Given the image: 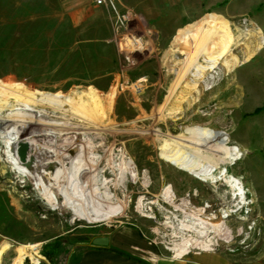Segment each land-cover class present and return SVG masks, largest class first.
Wrapping results in <instances>:
<instances>
[{"label":"rangeland","instance_id":"1","mask_svg":"<svg viewBox=\"0 0 264 264\" xmlns=\"http://www.w3.org/2000/svg\"><path fill=\"white\" fill-rule=\"evenodd\" d=\"M117 7L136 14L119 30L114 12L97 28L95 13L58 20L55 0H0V92L11 91L12 102L27 92L45 106L16 117L0 143L3 239L16 251L37 244L40 264H55L48 251L66 264L122 227L141 231L163 257L193 240L181 254L208 248L239 264L263 258L264 0ZM6 112L0 119L10 120ZM9 140L50 159L49 184L57 170L67 195L51 189L48 202L27 156V169L16 155V163L4 162ZM232 149L242 158L229 169L248 195L212 169L210 159ZM209 221L224 222L223 234Z\"/></svg>","mask_w":264,"mask_h":264},{"label":"crops","instance_id":"2","mask_svg":"<svg viewBox=\"0 0 264 264\" xmlns=\"http://www.w3.org/2000/svg\"><path fill=\"white\" fill-rule=\"evenodd\" d=\"M115 2L117 6L119 4L127 5V0H115ZM55 3L57 17H60L58 20L62 21L68 16L75 21L85 14L91 18L92 14L95 13L93 24L97 28L104 27L102 25L109 20V16L111 17V12H113L109 7L97 4L95 0H55ZM3 237L0 233V248L6 241ZM12 250L16 253H14V257L11 256ZM177 254L172 257H163L158 247L145 239L141 231L135 228L122 227L112 234L99 236L94 244L85 248L80 255L67 261L66 264H239L238 261L225 254L207 249ZM16 256L17 251L11 243L10 247L2 254L1 264H15ZM263 258L253 259L255 261L248 263L242 261L240 264H264ZM26 259L27 257L23 259L21 264Z\"/></svg>","mask_w":264,"mask_h":264},{"label":"bare ground","instance_id":"3","mask_svg":"<svg viewBox=\"0 0 264 264\" xmlns=\"http://www.w3.org/2000/svg\"><path fill=\"white\" fill-rule=\"evenodd\" d=\"M239 34V33H238ZM241 35L239 34L234 40H229V42H227L224 46V50H228L232 47V45L234 44V41H237V39L240 37ZM258 38V37H257ZM260 38V37H259ZM258 38V39H259ZM260 42V41H259ZM219 44V43H218ZM252 46V45H251ZM213 57V56H212ZM204 58L202 57V60ZM220 59V58H219ZM235 59V58H234ZM214 58L210 61V64L213 62L214 63ZM199 61V60H198ZM231 60H227L223 65L224 67L227 69H232V67H234V64L235 62H231ZM236 61V60H235ZM200 62V61H199ZM206 68V66L203 67L199 70V72L203 71L204 69ZM225 71V70H224ZM196 90L197 92H199V88L196 87ZM1 91V90H0ZM4 91V90H3ZM20 95H24L23 98H20ZM14 94H12L11 91L9 92H0V112L1 111H7L6 113H8L10 115V120H3V119H0V143H5V137L6 136H9V132L12 131V129L15 127V119L16 117H19V116H24L26 117V115H28V113L26 111H34L33 107L32 106H35V105H40V101L38 100L37 97H33L31 98L30 100V96L27 92H19V94L16 96V101L15 102H12L11 98H13ZM20 100H24L23 102H19ZM182 106V104L180 103L179 104V107ZM40 107H45L44 105H40ZM39 113V112H38ZM1 116V114H0ZM83 118V116H82ZM90 119V118H89ZM92 120V119H91ZM28 121V120H26ZM4 122V124H2ZM14 122V123H13ZM20 122V120H19ZM40 122V121H39ZM30 123V122H29ZM95 123V122H93ZM5 124H6V127H5ZM42 124V123H41ZM22 125V124H21ZM20 126V125H19ZM18 127V126H17ZM26 127V126H25ZM42 127V126H41ZM30 128V127H29ZM34 127H32L33 129ZM24 129V128H23ZM26 129V128H25ZM16 131V130H15ZM19 131V129H18ZM25 133V132H24ZM50 133V132H49ZM82 133V132H81ZM36 134V133H35ZM46 134V133H45ZM34 135V134H33ZM78 135V134H77ZM18 136V135H17ZM46 136V135H45ZM53 136V135H51ZM59 136V135H58ZM32 137V136H31ZM40 137V136H39ZM47 137V136H46ZM8 138V137H7ZM19 138H22V137H19ZM25 138V137H24ZM57 138V137H56ZM11 140V139H10ZM9 140V141H10ZM51 140V139H50ZM7 141V140H6ZM16 140H12L10 142H8L7 144V148L4 150V153L6 152V155H7V160L4 162H6L7 164H13V163H16V161L14 160L15 159V155L16 157L20 160V164H22V169L25 168L27 169V165L25 164V159L27 160V157H28V161L29 162H32V167L34 168L33 169V177L35 178L34 180H36V171L38 169V166L40 165L41 161L43 158H35L33 156V151H30V152H27L26 150H29V149H26L24 151V147L25 145H18L20 142L18 141L15 142ZM22 141V140H21ZM32 141V140H31ZM50 142V141H49ZM16 144V148H14L13 146ZM22 143V142H21ZM6 144V143H5ZM24 144V143H23ZM29 144V143H28ZM71 144V143H70ZM54 145V143H53ZM38 146V145H37ZM41 146V145H40ZM23 149V150H22ZM47 149H48V146H47ZM60 149V148H59ZM42 150L45 151V149L43 148ZM241 150L239 149H232V150H229L226 154L224 155H221V157H214V158H211V162L212 164H215L216 166H212V169L217 172L218 170L219 171H222V175L224 176V178L226 179V181L232 185L236 191H238L240 194L242 195H248V188H246V186L243 184V182L240 180V178H237L233 173H231L230 169H229V166L231 164H233V161L235 160H238V159H241V155L242 153L240 152ZM51 152V151H49ZM53 153V152H52ZM1 154V153H0ZM55 154V153H54ZM58 153H56V156H57ZM36 155V153H35ZM51 155V154H50ZM69 155V154H68ZM71 155V154H70ZM27 156V157H26ZM53 156V155H52ZM55 156V155H54ZM59 156V155H58ZM64 156V155H63ZM26 157V158H25ZM68 157V156H67ZM58 158V157H57ZM61 159H62V156H61ZM68 159V158H67ZM66 159V160H67ZM57 160V159H56ZM65 160V159H63ZM69 163H73L75 162V155H71L69 156ZM234 161V162H235ZM67 164V162H66ZM233 166V165H232ZM30 167V166H29ZM12 168V167H11ZM6 171V170H5ZM218 171V172H219ZM31 174V173H30ZM60 176L59 172L56 170L54 173H52V175L50 176V179H52L53 181V184L52 186H50V189H53L54 191H56L57 193H59L60 195H67L66 191L63 190V188H59V186L57 185V183L59 182L58 180V177ZM61 177V176H60ZM36 184V183H35ZM61 185V184H60ZM170 190L169 189H166V191L164 192L165 194L169 193ZM45 199L49 202L50 201V195L48 196H44ZM252 203V201L250 202ZM249 203V204H250ZM247 203V205H249ZM74 206V205H73ZM73 206H72V209H73ZM252 212V211H251ZM146 213V212H145ZM234 215V214H233ZM149 216V215H148ZM230 216V212H226V215L225 217H228ZM229 218V217H228ZM207 224L209 226H211L212 230L218 234H223V231L225 230V226H224V222H213V221H209L207 222ZM194 244V241L193 240H187L185 241L183 244H181L180 246H174V247H171L170 250L171 251H174L175 253H182L183 251H188V249ZM11 245V243L6 240L4 241V243L1 245V248H0V264H1V258H2V254L3 252L9 248ZM37 246V244H32V243H28V244H20L18 247H17V256H16V259H15V264H20L23 259L25 257H30L32 259V261L34 263H39L40 259H41V256L37 255L36 251H32V249H35V247ZM37 248V247H36ZM208 249V248H207Z\"/></svg>","mask_w":264,"mask_h":264},{"label":"water","instance_id":"4","mask_svg":"<svg viewBox=\"0 0 264 264\" xmlns=\"http://www.w3.org/2000/svg\"><path fill=\"white\" fill-rule=\"evenodd\" d=\"M248 152V151H247ZM55 168L53 162L50 159H42L40 167L36 171V183L40 191L44 196L50 194V184L48 181V171H53ZM69 209L65 207L60 208L62 214L66 213Z\"/></svg>","mask_w":264,"mask_h":264},{"label":"built area","instance_id":"5","mask_svg":"<svg viewBox=\"0 0 264 264\" xmlns=\"http://www.w3.org/2000/svg\"><path fill=\"white\" fill-rule=\"evenodd\" d=\"M97 4L99 5H105L107 7H109L115 14V21H114V26L117 30L124 28L125 26L128 25L129 21L132 19V17L134 16L133 12L131 11H125V12H120L118 10L117 4L115 2V0H95ZM138 39H136L137 41ZM32 260V259H31ZM41 259L39 261L40 264ZM32 264H36L32 261Z\"/></svg>","mask_w":264,"mask_h":264},{"label":"trees","instance_id":"6","mask_svg":"<svg viewBox=\"0 0 264 264\" xmlns=\"http://www.w3.org/2000/svg\"><path fill=\"white\" fill-rule=\"evenodd\" d=\"M49 246H53L52 244H50ZM54 249V246L52 247V250ZM60 251V250H59ZM44 254L49 257L51 259V261L55 264H58V262H56V257L58 255V252H56V254H54L53 256V251H48V252H44Z\"/></svg>","mask_w":264,"mask_h":264}]
</instances>
